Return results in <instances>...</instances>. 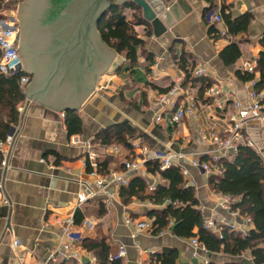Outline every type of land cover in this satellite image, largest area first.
<instances>
[{"label": "crops", "instance_id": "0c3cea01", "mask_svg": "<svg viewBox=\"0 0 264 264\" xmlns=\"http://www.w3.org/2000/svg\"><path fill=\"white\" fill-rule=\"evenodd\" d=\"M171 1L173 6L164 15L168 29L162 36H156L154 31L146 35L145 25L136 26L140 37L144 39V49L155 61L159 60L162 69L180 78H183V73L174 64L173 55H181L186 51L193 56L197 65L208 68V74L219 80L222 89L233 91L246 105L253 85L251 81L238 79L236 72L248 61L255 62L257 66L258 56L264 50V0H185L186 10L176 0ZM217 4L229 5L230 8L226 10L229 9L234 17L251 14L248 30L237 35L221 34L220 38L214 37L210 33L213 24L220 33L228 30L224 19L214 23L207 18L211 6ZM128 13L131 15V11L128 10ZM231 42L239 43L241 56L234 64H226L220 52ZM121 56L124 59L121 69L115 73H103L92 93L75 110L82 120L81 132H68L66 110L57 111L26 95L18 134L10 151L9 166L5 169L0 167L4 191V194L0 191V264H20L21 257L29 264H38L40 260L46 259L60 241L56 218L70 214L75 215L78 223L84 218L92 219L95 223L94 229L85 233V250L81 252L83 260L92 258L93 264L102 263L98 255L99 247L94 248L92 245L103 241L110 246V261H113L111 257L119 252L121 245L126 248L127 253L120 260L121 264H151L152 255L162 252L166 247L180 251L181 263L205 264V259L223 261L227 258L223 253L211 254L204 248L198 249V256H194L191 239L174 234L173 221L157 234L153 230H140L137 221L154 222V218L149 216L150 211L165 206L148 198L134 196L126 203L119 193L112 208L107 209L102 196L96 195L81 207L77 206L80 193L95 189L97 176L92 174V169L86 164V147L75 143L76 139L93 141L95 148L104 155L101 166L111 156L107 171L103 173L123 171L122 164L130 152L120 146L122 153H107L110 146L104 147L96 139L104 129L128 123L152 149L187 153L181 162L189 169L191 181L188 185L195 187L206 221L221 215L230 218V213L218 205L219 192L209 185L210 176L190 165L191 153L207 149L200 142L198 128L209 130L222 127V120L212 117L202 108L197 122L191 119L174 124L165 119L161 123L157 122L156 116L164 114L171 107V101L160 102V89L171 85L173 77L166 75L153 78L148 74L146 54H141L134 66ZM29 75L31 81L24 92L33 83L34 78ZM255 76L259 79L260 72ZM219 114L224 115L222 112ZM248 132L259 141L261 132L257 124H250ZM135 176L148 182L154 179L157 183L162 181L157 174L148 172L145 164L132 177ZM119 189L116 188L117 192ZM3 196L8 198L9 204L2 202ZM127 217H131L134 222L127 223ZM237 221L244 223L241 218ZM16 239L21 241L17 247L14 246ZM241 258L248 260V264H254L249 253ZM75 262L59 260L56 264Z\"/></svg>", "mask_w": 264, "mask_h": 264}, {"label": "trees", "instance_id": "16d2710c", "mask_svg": "<svg viewBox=\"0 0 264 264\" xmlns=\"http://www.w3.org/2000/svg\"><path fill=\"white\" fill-rule=\"evenodd\" d=\"M19 1L0 0V19L5 18V10L11 9ZM213 7L212 5L211 8ZM222 8L228 34L237 35L248 30L252 20L251 14L245 13L234 17L226 10L230 8L229 5L223 4ZM128 10L131 11V15ZM138 25L146 26V35L152 34V24L144 18L140 7L132 1L117 4L115 0H110V7L99 21L98 30L102 39L117 53L123 55L131 66L138 62L141 54H146L149 61L146 71L151 74L155 59L144 49V39L136 30ZM210 33L216 38L221 37L214 24L210 27ZM240 56L241 49L238 42H231L220 52V57L226 64H234ZM173 61L183 73V85L191 84V87L197 90L199 98L214 83L211 77L194 75L197 64L193 56L186 51L181 55L174 54ZM257 70L260 72V78L254 89L261 91L264 90V50L258 56ZM24 74L27 73L24 71L13 75L0 73V140H5L13 127L19 123L18 104L26 99L24 89L20 85V77ZM236 74L241 81H251L256 77L255 73L248 71L238 70ZM170 86L172 85L160 91L166 92ZM154 87L157 88L156 85ZM65 121L70 134L81 132L82 120L75 111H67ZM137 137L139 133L135 128L128 123H122L101 131L96 141L104 147L112 145L124 147L130 152L128 159L132 160L138 157L132 151V141ZM110 157L108 156L106 162L102 164L101 171H107ZM1 161L2 155H0V163ZM124 164L123 162L122 166ZM145 165L148 172L157 174L162 180L157 184L155 191L145 194L147 181L135 176L127 186L120 187L119 193L126 203L135 196L141 199L148 198L156 204H165L162 209H154L149 213V216L154 218L153 233L163 231L173 221V232L177 236L197 238L208 253H223L229 257L223 261L212 260L209 264H245L240 258L246 253H249L254 264H264V159L256 149L240 147L234 161L225 160L222 176L209 177V185L214 191L234 197L236 201L232 204L233 209L238 210L242 217L252 218L253 227L248 233L228 226L223 227L221 236L213 232L206 226L195 187L187 184L179 167L161 170L159 162L155 160L147 161ZM168 199L170 203H166ZM92 246L99 247L98 255L102 264H121L120 260H109L110 246L105 241ZM151 258V264H193L179 262L180 251L173 247H166L162 252L153 254Z\"/></svg>", "mask_w": 264, "mask_h": 264}, {"label": "built area", "instance_id": "2783aa9c", "mask_svg": "<svg viewBox=\"0 0 264 264\" xmlns=\"http://www.w3.org/2000/svg\"><path fill=\"white\" fill-rule=\"evenodd\" d=\"M222 4H217L211 8L207 14V18L211 22H218L223 19ZM230 10L227 9V12ZM7 23L8 28L4 27ZM18 24L12 21L0 20V50L2 57L0 58V73L4 75H13L19 72H26L24 64L20 57L19 46L17 43ZM223 36L229 35L226 30L221 32ZM240 71H248L250 73H258L255 62H245L239 67ZM20 77V85L23 89L30 83L31 76L26 72ZM194 75L197 77L208 76V68L205 65H196ZM153 78H162L166 75L172 76L174 81L166 92L159 94L160 102L171 101V107L156 116L155 120L161 123L164 119L170 123H179L186 119L198 121L201 117L202 108L208 111L212 117L222 120V127H213L209 130L198 128L200 142L206 145L207 149H199L191 153L190 165L203 171L208 176L224 174L225 160L234 161L240 147L246 146L254 148L264 159V90L257 91L254 85L257 82L255 77L251 80L253 89L250 92V98L246 105L236 96L233 91H225L221 88L218 79L211 77L214 83L206 89L203 96L199 98L197 90L189 85H183V78L174 76L160 67L159 60L155 61L151 68ZM20 119L23 112V101L18 104ZM219 112L224 113L220 115ZM20 121V120H19ZM255 123L260 128V139L256 141L249 132L250 124ZM19 130V123L16 124L5 140H0V155L2 161L0 167L3 169L9 166V157L11 147L13 146ZM75 143L82 144L86 147V164L92 169V174L97 176L95 181V189L93 191H83L79 194L77 206L81 207L92 197L101 195L104 205L107 209H111L113 202L118 197L119 192L116 188L127 186L134 174L139 173L143 165L147 161H158L161 170L170 167H179L185 179L189 183L190 173L188 167L181 162V159L187 156V153L175 152L172 149H152L140 137L132 141V151L138 155L137 158L124 161V170H112L107 173L101 171V161L104 155L96 148L92 140L82 138L76 139ZM115 153H122L121 147L118 145L110 146ZM187 183V184H188ZM147 190L145 194H151L155 191L157 180L153 182L147 181ZM0 191L4 194L3 184L0 181ZM219 206L226 209L230 213V218L223 215L215 218H209L206 226L221 236L223 227L228 226L232 229L241 230L248 233L249 225H253L251 217H242L238 210H234L232 204L236 201L229 194L219 192ZM2 202L9 204L8 198L3 196ZM168 199L166 203H170ZM244 219V223L238 222L237 219ZM127 223L134 222L131 217L126 218ZM56 224L60 229V241L51 249L49 255L44 260H40L38 264H56L59 260H74L76 264H93V259L83 260L81 252L85 250L84 241L85 233L95 227L92 219L84 218L81 223L76 221L75 215L70 214L66 217H57ZM136 225L140 230L152 231L153 221L144 220L137 221ZM248 225V226H247ZM191 243L195 249L193 255L198 256V249L204 248L203 244L197 239L192 238ZM21 245V241L16 239L14 246ZM126 248L121 245L118 253L111 257V260H121L126 256ZM205 264L210 261L205 259ZM20 264H29L26 259L21 257Z\"/></svg>", "mask_w": 264, "mask_h": 264}, {"label": "water", "instance_id": "95a60500", "mask_svg": "<svg viewBox=\"0 0 264 264\" xmlns=\"http://www.w3.org/2000/svg\"><path fill=\"white\" fill-rule=\"evenodd\" d=\"M128 1L142 9L156 36L167 31L164 15L174 4L171 0L115 3ZM176 2L186 10L185 0ZM50 4L51 0H24L20 4L17 43L24 70L34 78L25 94L57 111H75L95 89L101 75L118 72L124 59L102 39L98 30L110 0H70L62 11L69 22L64 36L61 30L57 34L55 24L44 20L43 13ZM3 25L9 26L4 22Z\"/></svg>", "mask_w": 264, "mask_h": 264}, {"label": "flooded vegetation", "instance_id": "af4514ba", "mask_svg": "<svg viewBox=\"0 0 264 264\" xmlns=\"http://www.w3.org/2000/svg\"><path fill=\"white\" fill-rule=\"evenodd\" d=\"M69 2H70V0H51V4L49 6V9L43 13L45 22H47L49 24L50 23L55 24L57 26L56 28L58 29L57 34H59L60 30H61V32H62L61 34L63 36L66 34L65 33V26H67L69 24V22H68V18L63 16L64 14L62 11L64 9H66ZM19 26H21V24L18 25V27ZM18 46H19V44H18Z\"/></svg>", "mask_w": 264, "mask_h": 264}, {"label": "rangeland", "instance_id": "374dc122", "mask_svg": "<svg viewBox=\"0 0 264 264\" xmlns=\"http://www.w3.org/2000/svg\"><path fill=\"white\" fill-rule=\"evenodd\" d=\"M24 0H20L19 2L15 3L11 9H8V10H5L4 12V15H5V18L3 19H0V20H7V21H12V22H15L16 24L20 25L21 23L19 22L17 16H18V12H19V8H20V4H23ZM166 33V32H165ZM164 34V33H163ZM162 34V35H163ZM161 35V36H162ZM107 153H115V150L113 148H108L107 149ZM248 226V225H247ZM250 229L253 227V225H249ZM229 258V257H227ZM242 260H244L245 264H248V260L246 259H243V258H240Z\"/></svg>", "mask_w": 264, "mask_h": 264}]
</instances>
